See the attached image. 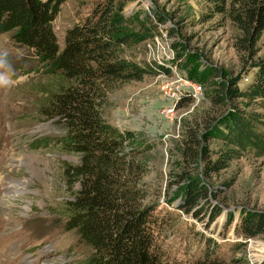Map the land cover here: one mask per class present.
I'll return each mask as SVG.
<instances>
[{"label": "rangeland", "instance_id": "1", "mask_svg": "<svg viewBox=\"0 0 264 264\" xmlns=\"http://www.w3.org/2000/svg\"><path fill=\"white\" fill-rule=\"evenodd\" d=\"M93 1L63 0L52 21L61 45L66 27L87 14ZM124 10L162 18L159 32L133 48V56L169 61L171 73H147L119 83L107 92L102 112L112 124L155 143L144 153L149 168L140 185L146 202L178 214L163 231L170 255L181 260L201 257L209 240L220 262L204 264H264V232L247 236L239 228L242 220L264 213V155L248 153L207 173L200 160L192 163L183 154L186 125L200 122L209 106V80L200 82L198 98L178 104L184 92L171 114L162 111L170 103L164 86L176 90V84L190 79L187 67L172 62L177 52L189 65L204 68L209 79L231 76L242 84L250 76L252 60L236 51L231 18L215 12L206 0H127ZM257 47L254 58L264 57V31ZM58 83L30 49L17 44L9 31L0 33V264H88L91 248L79 241L74 229L64 227L65 200L79 183L69 187L62 168L64 162H78L80 153L63 148L55 136L61 123L38 112L39 103ZM44 134L52 139L34 145ZM193 178L206 186L201 218L177 208Z\"/></svg>", "mask_w": 264, "mask_h": 264}, {"label": "trees", "instance_id": "2", "mask_svg": "<svg viewBox=\"0 0 264 264\" xmlns=\"http://www.w3.org/2000/svg\"><path fill=\"white\" fill-rule=\"evenodd\" d=\"M206 1L215 12H226L231 18L235 49L243 59L252 60L254 68L238 84L231 76L209 79L204 68L189 65V59L178 52L172 58L177 66L188 68V78L199 83L209 80L213 87L200 122L185 124L182 138L183 154L192 163L200 160L209 173L248 153L264 155V57L254 58L264 31V0ZM62 2L0 0V33L9 31L17 44L32 51L45 73L59 80L47 100L39 103L38 112L61 123L55 136L63 148L80 153L78 162H64L62 168L69 187L79 183L65 200L64 227L74 229L79 241L91 248L88 264L220 262L209 240L201 257L194 254L181 260L170 255L163 231L178 214L146 202L140 185L149 168L144 153L155 143L133 129L112 124L102 112L107 92L119 83L147 73H171L169 61L133 56V48L159 32L162 18L126 12L127 0H94L87 14L66 27L61 45L52 21ZM172 47L178 49L175 43ZM191 98L186 93L178 104ZM51 139V135H40L34 145ZM209 142H213L210 148ZM205 187L198 178L191 179L178 210L201 218ZM263 216L257 213L255 218H246L239 228L247 236L264 232Z\"/></svg>", "mask_w": 264, "mask_h": 264}, {"label": "built area", "instance_id": "3", "mask_svg": "<svg viewBox=\"0 0 264 264\" xmlns=\"http://www.w3.org/2000/svg\"><path fill=\"white\" fill-rule=\"evenodd\" d=\"M183 84L180 86L176 84L177 89H172L171 86H167V84L164 86L166 95L169 97L170 103L163 107L162 111L166 114H171L174 110V104L178 101V98L183 94L184 92L189 93L192 98H198L202 91L201 83L191 80V79H183Z\"/></svg>", "mask_w": 264, "mask_h": 264}]
</instances>
